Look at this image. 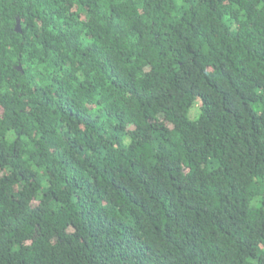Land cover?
<instances>
[{
    "label": "trees",
    "instance_id": "1",
    "mask_svg": "<svg viewBox=\"0 0 264 264\" xmlns=\"http://www.w3.org/2000/svg\"><path fill=\"white\" fill-rule=\"evenodd\" d=\"M0 264H264V0H0Z\"/></svg>",
    "mask_w": 264,
    "mask_h": 264
},
{
    "label": "rangeland",
    "instance_id": "2",
    "mask_svg": "<svg viewBox=\"0 0 264 264\" xmlns=\"http://www.w3.org/2000/svg\"><path fill=\"white\" fill-rule=\"evenodd\" d=\"M199 115V109L196 104H194L188 111L187 116L190 119H196Z\"/></svg>",
    "mask_w": 264,
    "mask_h": 264
},
{
    "label": "water",
    "instance_id": "3",
    "mask_svg": "<svg viewBox=\"0 0 264 264\" xmlns=\"http://www.w3.org/2000/svg\"><path fill=\"white\" fill-rule=\"evenodd\" d=\"M15 30H16L17 32H21L20 23H19L18 20H17V22H16Z\"/></svg>",
    "mask_w": 264,
    "mask_h": 264
}]
</instances>
